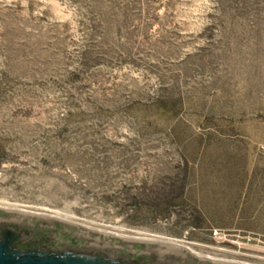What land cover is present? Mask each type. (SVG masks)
I'll use <instances>...</instances> for the list:
<instances>
[{"label": "rangeland", "instance_id": "rangeland-1", "mask_svg": "<svg viewBox=\"0 0 264 264\" xmlns=\"http://www.w3.org/2000/svg\"><path fill=\"white\" fill-rule=\"evenodd\" d=\"M1 206L264 264V0H0Z\"/></svg>", "mask_w": 264, "mask_h": 264}, {"label": "water", "instance_id": "water-1", "mask_svg": "<svg viewBox=\"0 0 264 264\" xmlns=\"http://www.w3.org/2000/svg\"><path fill=\"white\" fill-rule=\"evenodd\" d=\"M0 264H215L168 246L130 243L0 210Z\"/></svg>", "mask_w": 264, "mask_h": 264}, {"label": "bare ground", "instance_id": "bare-ground-1", "mask_svg": "<svg viewBox=\"0 0 264 264\" xmlns=\"http://www.w3.org/2000/svg\"><path fill=\"white\" fill-rule=\"evenodd\" d=\"M0 210L6 211V212H10V213L22 214V215H27V216H32V217H36V218H41V219H45V220H50V221L63 223V224H66V225H70V226H73V227L84 229V230L89 231V232H93V233H96V234H100V235H103V236H106V237L114 238V239L125 241V242L174 247V248L183 249V250L189 252L190 255L192 254L189 250H187V248H185L184 246H181V245H179L177 243H174V242L157 241V240H149V239H134V238H128V237H124V236H118V235H115V234L109 233V232L97 231V230H93V229H85L82 226H80V225H78L76 223H73L70 220L65 219V218H63V217H61L59 215H50V214L36 215V214H31V213L24 212L22 210L14 208V207L13 208L12 207H7L6 208V207H3V206L0 207ZM197 259L203 260V261H206V262H210L207 258H202L200 256ZM215 264H223V263H216L215 262Z\"/></svg>", "mask_w": 264, "mask_h": 264}]
</instances>
